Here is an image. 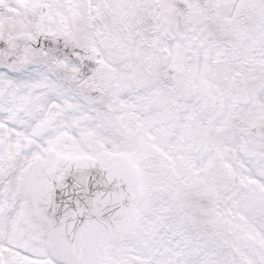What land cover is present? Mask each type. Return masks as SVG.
I'll use <instances>...</instances> for the list:
<instances>
[{
	"label": "snow or ice",
	"instance_id": "snow-or-ice-1",
	"mask_svg": "<svg viewBox=\"0 0 264 264\" xmlns=\"http://www.w3.org/2000/svg\"><path fill=\"white\" fill-rule=\"evenodd\" d=\"M0 264H264V0H0Z\"/></svg>",
	"mask_w": 264,
	"mask_h": 264
}]
</instances>
